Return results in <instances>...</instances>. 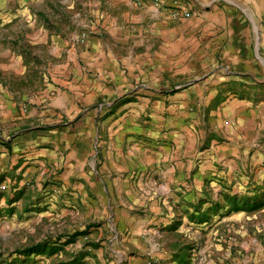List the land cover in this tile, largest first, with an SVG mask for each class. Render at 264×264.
Masks as SVG:
<instances>
[{
    "label": "rangeland",
    "instance_id": "obj_1",
    "mask_svg": "<svg viewBox=\"0 0 264 264\" xmlns=\"http://www.w3.org/2000/svg\"><path fill=\"white\" fill-rule=\"evenodd\" d=\"M5 1L12 6L10 15L36 19L33 27L9 31L1 41V48L14 50L25 67L20 79L5 76L14 90L26 93V101L17 106L25 116L32 107L28 98L49 83L47 72L61 59L57 44L81 46L80 36L100 29L106 16L131 12L129 6L142 2ZM185 60L174 69L162 110L149 105L143 112V127H168L176 118L170 96H181L203 74L199 66L186 67ZM119 101L92 106L98 116L90 134L96 128H119L120 116L110 118ZM220 101L189 102L176 112L182 136L169 156L152 137L146 153L134 149L130 155L120 137L102 132L90 144L84 169L74 175L65 176L53 163L42 174L35 167L23 172L19 193L0 210V264H264V152L251 151L236 168L226 165L218 149L220 134L212 126ZM25 118L0 122L1 147H11L14 133L46 125ZM58 124L70 125L65 119ZM100 140L104 152L97 151ZM5 191L11 196L7 187Z\"/></svg>",
    "mask_w": 264,
    "mask_h": 264
},
{
    "label": "crops",
    "instance_id": "obj_2",
    "mask_svg": "<svg viewBox=\"0 0 264 264\" xmlns=\"http://www.w3.org/2000/svg\"><path fill=\"white\" fill-rule=\"evenodd\" d=\"M152 1L129 6L131 12L120 16H106L100 29L90 31L81 46L57 44L55 53L61 59L48 70L49 83L39 95L28 98L32 107L25 116L17 106L26 101V93L14 90L5 80V76L20 79L25 67L14 50L1 48V41L9 31L33 27L36 19L10 15L12 6L0 0V122L26 117L27 121L46 123L29 127L18 136L14 133L10 148L0 146V210L5 209L6 199L19 193L21 174L31 173L34 167L42 174L51 163L59 164L67 177L74 175V170H83L90 144L101 138L102 132L120 137L130 155L134 149L146 153L147 138L152 137L169 156L182 136L176 112L189 102L203 104L221 98L212 126L220 134L218 149L228 167H238L251 151L264 152V143H260L264 137V81H259V75L264 74L260 61L264 58V0H182L191 11L194 6V13L191 18L176 20L159 13ZM42 30L36 29L34 34ZM182 58L186 67H201L202 76L181 96H170L176 103L170 107L176 115L170 126L143 127L139 120L149 105L162 110L164 91ZM119 98L122 102L110 116H120L119 128H96L90 134L98 116L92 106ZM61 119L76 123L62 128L58 124ZM100 143L97 151L104 152ZM121 152L118 147L117 155ZM109 164L112 167L111 161ZM6 187L11 196L6 195Z\"/></svg>",
    "mask_w": 264,
    "mask_h": 264
},
{
    "label": "built area",
    "instance_id": "obj_3",
    "mask_svg": "<svg viewBox=\"0 0 264 264\" xmlns=\"http://www.w3.org/2000/svg\"><path fill=\"white\" fill-rule=\"evenodd\" d=\"M152 5L159 13H164V16L170 20L188 19L191 17V10L182 0H153ZM79 39L81 43L84 42L85 34H82Z\"/></svg>",
    "mask_w": 264,
    "mask_h": 264
}]
</instances>
